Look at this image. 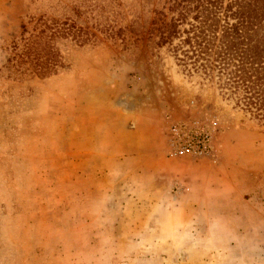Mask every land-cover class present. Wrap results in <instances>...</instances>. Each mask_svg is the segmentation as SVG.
<instances>
[{
  "label": "rangeland",
  "instance_id": "1",
  "mask_svg": "<svg viewBox=\"0 0 264 264\" xmlns=\"http://www.w3.org/2000/svg\"><path fill=\"white\" fill-rule=\"evenodd\" d=\"M170 6L0 0V264H264V122L157 47ZM73 7L94 37L25 73L24 29Z\"/></svg>",
  "mask_w": 264,
  "mask_h": 264
},
{
  "label": "trees",
  "instance_id": "2",
  "mask_svg": "<svg viewBox=\"0 0 264 264\" xmlns=\"http://www.w3.org/2000/svg\"><path fill=\"white\" fill-rule=\"evenodd\" d=\"M170 4L168 12L156 13L157 19L151 22L158 25L151 30V34L158 31L157 47H165L182 72L215 82L223 99L264 122V0H229L227 4L224 0H170ZM79 19L76 7L70 15H42L32 30H39L37 35L26 38L24 29L23 50L16 54L18 66L39 77L55 74L58 56L43 37L50 43L69 37L81 44L89 42L94 34L78 25ZM115 27L107 20L102 29L108 36L122 37L124 30ZM14 50H18L17 42Z\"/></svg>",
  "mask_w": 264,
  "mask_h": 264
}]
</instances>
